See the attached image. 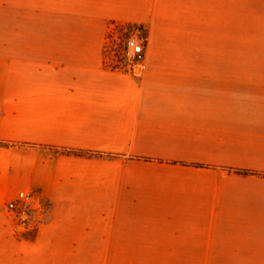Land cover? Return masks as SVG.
Wrapping results in <instances>:
<instances>
[{
  "label": "crops",
  "instance_id": "0c3cea01",
  "mask_svg": "<svg viewBox=\"0 0 264 264\" xmlns=\"http://www.w3.org/2000/svg\"><path fill=\"white\" fill-rule=\"evenodd\" d=\"M0 264H264V0H0Z\"/></svg>",
  "mask_w": 264,
  "mask_h": 264
},
{
  "label": "built area",
  "instance_id": "2783aa9c",
  "mask_svg": "<svg viewBox=\"0 0 264 264\" xmlns=\"http://www.w3.org/2000/svg\"><path fill=\"white\" fill-rule=\"evenodd\" d=\"M147 35L140 24L113 23L104 41L106 65L124 70H136L141 66ZM34 203L40 207L41 201L32 191L21 190L4 203V208L18 224L26 225L35 210Z\"/></svg>",
  "mask_w": 264,
  "mask_h": 264
},
{
  "label": "rangeland",
  "instance_id": "374dc122",
  "mask_svg": "<svg viewBox=\"0 0 264 264\" xmlns=\"http://www.w3.org/2000/svg\"><path fill=\"white\" fill-rule=\"evenodd\" d=\"M142 30H143V32H144V34H146V31H145V29H144V27H142ZM147 35V34H146ZM29 232H30V235L32 234V231L30 230V231H28L27 233H25L26 235H29Z\"/></svg>",
  "mask_w": 264,
  "mask_h": 264
}]
</instances>
